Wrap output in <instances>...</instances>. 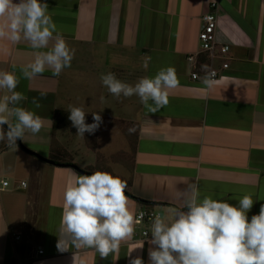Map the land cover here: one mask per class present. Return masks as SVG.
Segmentation results:
<instances>
[{"label":"crops","instance_id":"0c3cea01","mask_svg":"<svg viewBox=\"0 0 264 264\" xmlns=\"http://www.w3.org/2000/svg\"><path fill=\"white\" fill-rule=\"evenodd\" d=\"M41 2L48 4L75 56L59 76L46 70L28 80L21 68L36 51L23 39L19 44L0 40V71L21 76L16 91L28 98L21 106L43 119L40 132H26L17 146L0 141V264H129L135 257L149 264L152 237L142 232H151V225L138 228L137 214L145 210L171 218L186 210L184 191L192 183L201 199L210 196L234 206L251 195L249 221L259 214L264 205V0ZM212 3L219 6L217 38L231 51L230 68L208 88L202 79L220 61L202 56L201 77L193 80L196 67L188 56L201 51L202 17ZM168 66L179 84L170 90L168 105L155 113L137 96L113 97L100 79L111 72L135 84ZM41 92L47 96L35 108L31 100ZM8 94L2 90L0 98ZM69 105L82 107L89 124L99 112L100 128L84 138L76 135ZM130 128L135 131L129 133ZM21 144L56 164H65L58 158L66 150L68 164L126 182L135 232L119 253L101 258L93 248L57 249L64 192L73 172L81 173L30 155Z\"/></svg>","mask_w":264,"mask_h":264},{"label":"clouds","instance_id":"9594fccd","mask_svg":"<svg viewBox=\"0 0 264 264\" xmlns=\"http://www.w3.org/2000/svg\"><path fill=\"white\" fill-rule=\"evenodd\" d=\"M5 39L13 44L23 39L36 51L34 60L21 68V76L28 80L46 70L59 76L71 66L75 56V49L57 29L48 4L41 0H0V40ZM21 76L14 71H0V91L9 93L0 98V141L6 140L10 147L17 146V140H23L26 132L35 135L43 127L39 115L21 106L28 99L16 91ZM100 79L113 97L137 96L152 113L168 105L170 90L179 84L171 66L161 68L154 77H142L135 84L124 82L111 72L102 74ZM202 83L211 88L214 81L206 74ZM46 96L41 92L39 99L33 97L31 103L40 108V99ZM68 112L76 135L83 138L85 133L94 134L103 123L99 112L92 113L90 124L86 123L87 113L82 107L69 105ZM134 131L129 129V133ZM126 187L124 180L106 171L73 172L64 192L57 249L64 252L70 247L93 248L101 258L119 253L121 243L135 232ZM184 193L186 210L176 211L171 218L154 217L149 264H264V205L249 221L247 213L255 202L251 195H244L234 206L210 196L201 199L196 183L188 185ZM129 264L144 262L135 257Z\"/></svg>","mask_w":264,"mask_h":264},{"label":"built area","instance_id":"2783aa9c","mask_svg":"<svg viewBox=\"0 0 264 264\" xmlns=\"http://www.w3.org/2000/svg\"><path fill=\"white\" fill-rule=\"evenodd\" d=\"M218 10H219L218 4L212 3L211 11L203 15L202 17L203 27L200 33L201 51L197 54H191L188 56V62L196 67V71L193 72L192 74L193 80H199L201 77L199 67L202 66L200 62L202 56L206 57L208 60L220 61L219 68L213 65L209 67V69L207 70L208 75L211 77V79H213L214 82L221 77V73L223 71H226L230 68L228 57L231 51V47L229 45L220 43L217 38V29L219 24ZM3 186L4 187L9 186V182L7 181L3 182ZM22 186L25 188L27 184L23 183ZM157 215L160 214L155 213L153 211H145V210L140 211L136 217L137 227L140 228L144 224L152 225L154 217ZM142 234L145 238L151 237V232L148 230L143 231ZM16 239L20 240L21 236L16 235ZM43 253L44 251L40 250V254Z\"/></svg>","mask_w":264,"mask_h":264},{"label":"water","instance_id":"95a60500","mask_svg":"<svg viewBox=\"0 0 264 264\" xmlns=\"http://www.w3.org/2000/svg\"><path fill=\"white\" fill-rule=\"evenodd\" d=\"M21 148H23L24 151H25L26 153L30 154V155H34V156H36V157H38V158H40V159H42V160H45V161L50 162V163H52V164H56L55 162H51V161H48V160L42 158L39 154H37V153H35L34 151H32V150L26 148V147H25L24 145H22V144H21ZM56 165L61 166V167H71V168L75 169L76 171H78V172L81 173V174H89V173L85 172L84 170H82L80 167H78V166L75 165V164H56Z\"/></svg>","mask_w":264,"mask_h":264},{"label":"trees","instance_id":"16d2710c","mask_svg":"<svg viewBox=\"0 0 264 264\" xmlns=\"http://www.w3.org/2000/svg\"><path fill=\"white\" fill-rule=\"evenodd\" d=\"M204 61H205V60H204ZM18 141H19V143H20V139H18ZM62 152H64L65 154H64V153L62 154ZM66 153H67L66 150H62V151L60 152V154L62 155L61 157H62L63 160L60 159V158H58V161L61 160V161L64 162L65 164H68V162H69V161H68V158H69V157L66 156ZM122 180H123V179H122ZM125 193H126V194H131V192L129 191V189H128L127 187H126V189H125Z\"/></svg>","mask_w":264,"mask_h":264}]
</instances>
